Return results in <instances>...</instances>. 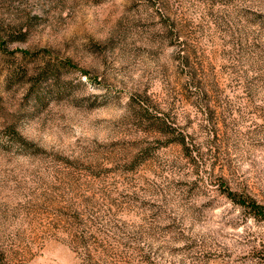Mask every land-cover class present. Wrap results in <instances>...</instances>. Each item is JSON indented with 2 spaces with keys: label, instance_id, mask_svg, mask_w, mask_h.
I'll return each mask as SVG.
<instances>
[{
  "label": "rangeland",
  "instance_id": "374dc122",
  "mask_svg": "<svg viewBox=\"0 0 264 264\" xmlns=\"http://www.w3.org/2000/svg\"><path fill=\"white\" fill-rule=\"evenodd\" d=\"M0 35V264H264L227 194L264 205V0H0Z\"/></svg>",
  "mask_w": 264,
  "mask_h": 264
},
{
  "label": "trees",
  "instance_id": "16d2710c",
  "mask_svg": "<svg viewBox=\"0 0 264 264\" xmlns=\"http://www.w3.org/2000/svg\"><path fill=\"white\" fill-rule=\"evenodd\" d=\"M2 37L0 35V42ZM22 140V138H21ZM23 141V140H22ZM24 142V141H23ZM26 144V143H25ZM228 197L241 207L248 209L252 216L264 220V205L258 203L255 199L250 196H247L240 192H234L231 190L227 191Z\"/></svg>",
  "mask_w": 264,
  "mask_h": 264
}]
</instances>
